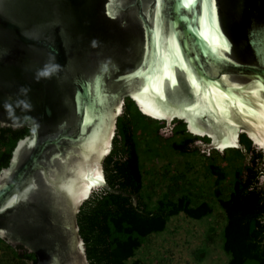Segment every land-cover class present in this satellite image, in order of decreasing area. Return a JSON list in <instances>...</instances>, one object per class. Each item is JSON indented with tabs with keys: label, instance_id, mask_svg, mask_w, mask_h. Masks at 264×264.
Masks as SVG:
<instances>
[{
	"label": "water",
	"instance_id": "water-1",
	"mask_svg": "<svg viewBox=\"0 0 264 264\" xmlns=\"http://www.w3.org/2000/svg\"><path fill=\"white\" fill-rule=\"evenodd\" d=\"M187 2L0 0V125L29 129L0 170V239L35 264H90L77 213L94 190L136 205L103 169L126 98L202 151L243 134L264 159V0H216V24Z\"/></svg>",
	"mask_w": 264,
	"mask_h": 264
},
{
	"label": "trees",
	"instance_id": "trees-1",
	"mask_svg": "<svg viewBox=\"0 0 264 264\" xmlns=\"http://www.w3.org/2000/svg\"><path fill=\"white\" fill-rule=\"evenodd\" d=\"M146 118L134 103L126 98L122 114L117 118L116 134L110 153L103 161L107 184L136 197L111 193L103 188L94 190L81 204L77 213L79 234L84 241L90 264H146L139 256L149 244V237L166 231L168 222L179 213L191 219L209 217L214 207L221 215L220 231L213 226L207 230L205 243L221 235V246L227 264H264V159L245 135L240 136L243 148L227 149L240 163L234 167L228 187L222 186L227 173L215 162L211 153L202 151L195 141L200 137L189 134L182 121L174 120L172 135L167 138L169 149L180 155L202 154L207 158L206 170L214 177L212 198L204 196L193 182H181L184 175L174 177L168 190L153 198L144 183L145 168L136 130L144 131ZM153 120V119H151ZM157 121V120H153ZM157 125L154 137L159 138ZM29 133L26 127L0 125V170L7 167L17 141ZM178 136V139L176 138ZM201 140L207 142L206 137ZM153 150V149H152ZM149 150L150 152H153ZM213 153L220 154L216 150ZM151 154L148 155V157ZM201 189V188H200ZM221 209V210H220ZM203 244V245H206ZM207 250L201 245L195 259L203 261ZM1 264H35L36 257L21 247H12L0 239Z\"/></svg>",
	"mask_w": 264,
	"mask_h": 264
},
{
	"label": "rangeland",
	"instance_id": "rangeland-1",
	"mask_svg": "<svg viewBox=\"0 0 264 264\" xmlns=\"http://www.w3.org/2000/svg\"><path fill=\"white\" fill-rule=\"evenodd\" d=\"M146 120L147 129L144 131L137 129L135 134L145 168L144 183L148 185L150 192H154L153 198L167 191L174 177L183 174L184 178L181 182L188 185L190 180L193 182L192 190L195 191L194 187H196L211 200L214 177L206 170L207 158L202 154L180 155L169 149L167 138L172 135L175 127L174 121L170 129H166L165 126L161 127L160 137L155 139L153 129L165 123L148 118ZM176 138L178 139V136ZM207 143L208 141L205 142L201 138L195 141V144L199 146ZM224 152L216 154L209 150L207 154L211 153L210 156L226 171L227 178L221 184L228 187L233 169L240 163V160L232 152ZM149 154L151 156L148 157ZM221 220L218 207H214L211 216L200 220L191 219L179 213L170 219L166 231L149 237L148 246L140 250L139 256L146 264H227L228 257L221 246V235L216 234L212 243H205L208 228L213 226L219 232ZM201 245L206 248L207 254L203 261L198 262L194 254Z\"/></svg>",
	"mask_w": 264,
	"mask_h": 264
},
{
	"label": "snow or ice",
	"instance_id": "snow-or-ice-1",
	"mask_svg": "<svg viewBox=\"0 0 264 264\" xmlns=\"http://www.w3.org/2000/svg\"><path fill=\"white\" fill-rule=\"evenodd\" d=\"M203 6V10L205 12L206 19L211 21L213 24H216L215 20V13H216V0H188V2L184 5L189 11L198 10L200 6ZM157 7H162L161 3L157 4ZM197 15H199V11H197ZM186 18V17H185ZM219 25H217L218 27ZM223 33H221V36ZM224 51H230L231 46L227 43V41L224 42L222 46ZM224 51H219L218 56L221 60H226L227 58L224 56ZM53 71V69H48L45 72H43L41 75L47 76L49 72ZM133 76L141 75L140 72L132 74ZM172 83L175 84V79L172 80ZM250 122V121H249ZM98 182L103 183V177H98ZM2 234V233H0Z\"/></svg>",
	"mask_w": 264,
	"mask_h": 264
},
{
	"label": "bare ground",
	"instance_id": "bare-ground-1",
	"mask_svg": "<svg viewBox=\"0 0 264 264\" xmlns=\"http://www.w3.org/2000/svg\"><path fill=\"white\" fill-rule=\"evenodd\" d=\"M139 106H140V105H139ZM140 108H141L144 112H146L141 106H140ZM146 113H147V112H146ZM148 114H149V113H148ZM150 115H151V114H150ZM155 117H156V116H155ZM157 118H160V117H157ZM188 127H189V126H188ZM189 130H191V131H193V132H197V133L202 134V132H199V131H197V130H193V129H190V128H189ZM221 148H223V147H221ZM87 192H88V190H87ZM87 192H86V194H87ZM86 194H85V195H86ZM85 195H84V196H85Z\"/></svg>",
	"mask_w": 264,
	"mask_h": 264
}]
</instances>
